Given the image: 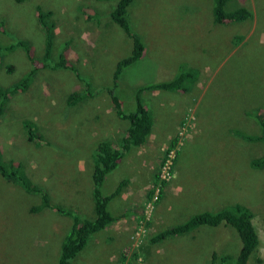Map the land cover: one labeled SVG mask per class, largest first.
<instances>
[{
    "label": "rangeland",
    "instance_id": "374dc122",
    "mask_svg": "<svg viewBox=\"0 0 264 264\" xmlns=\"http://www.w3.org/2000/svg\"><path fill=\"white\" fill-rule=\"evenodd\" d=\"M115 2L0 0V47L21 39L35 54L41 52L43 36L34 17L38 6L51 15L56 51L63 45L74 70L35 64L39 69L25 89L10 87L12 94H4L0 160L20 164L52 208L30 211L40 206V195L0 176V264H56L71 223L56 209L94 219L93 155L101 142L120 141L127 127L115 116L108 91L129 114L138 88L185 69L197 74L188 91L140 93L152 119L148 139L130 149L101 186L107 195L127 180L108 204L113 216L122 217L94 234L71 264H209L212 255L234 259L240 243L223 224L151 241L193 214L232 204L251 211L260 243L246 264H264V167L249 165L264 148L242 137L259 134L254 115L264 116V0H234L227 6H244L250 17L220 25L212 22V0H133L130 35L142 42L143 54L113 85L115 64L131 47L109 20ZM0 56V89L33 68L20 49ZM72 92L84 98L67 106ZM24 121L34 126L31 141ZM173 137L172 151L163 155Z\"/></svg>",
    "mask_w": 264,
    "mask_h": 264
},
{
    "label": "trees",
    "instance_id": "16d2710c",
    "mask_svg": "<svg viewBox=\"0 0 264 264\" xmlns=\"http://www.w3.org/2000/svg\"><path fill=\"white\" fill-rule=\"evenodd\" d=\"M233 1L234 0H212V7L210 11L212 22L214 24L220 25L232 22H242L250 17L249 10L246 7L244 8V6H238L235 8L227 6ZM132 3L133 0H116L108 16L110 22L115 24L116 27L125 33L131 40L129 54L118 60L115 64L114 71L112 73L113 85L121 72L131 64L138 61L143 54L142 42L138 38L130 35L128 9ZM50 16L51 15L44 9L38 6L35 7L34 17L43 36L42 49L40 48L41 52L35 54L29 43L21 39H14V42L0 47V53L20 49L25 61L28 60V62L33 65V68L17 82L3 87L6 89H0V117L3 115L5 109V105L3 103L4 94L6 93V96H10L12 94L10 87L13 90L16 86L19 89H25L29 82L31 73L39 69V67L34 66L35 64H40L41 68H49L52 71H74L68 64L66 49L63 45L60 50L56 51L54 46V23ZM8 68L11 70V66ZM196 78L197 74L195 71L185 69L170 80L138 88L135 93L134 110L129 114H125L121 110V105L118 99L111 94L112 90L108 91L112 106L115 109V116L120 120L125 121L127 123V127L124 130V136L121 137L120 141L115 144L110 142H101L97 146L96 152L93 155V166L90 176V200L92 204V217H94V219L92 221L85 218L80 219L77 216L67 214V211L64 212L56 209L57 212H61L63 215L68 216L71 220L69 230L60 243L56 264H71L72 261L76 260L75 258L80 254V252L86 248L90 238L94 234L102 231L105 227H108L122 217L121 214L119 216H113L108 210V204L125 188L127 180L123 179L119 181L115 188L107 195H103L101 193V186L105 176L117 167L122 157L130 149L140 147L147 140L152 125V119L149 111L140 102V93L143 90L186 92L191 88L193 83L196 82ZM83 98L84 96L72 92L66 98V102L68 105H74ZM254 118L259 128V134L254 136L244 135L242 137L249 142H258L264 148V116L261 117L255 114ZM23 127L27 135V140L31 141L34 136L33 124L29 121H24ZM169 143L170 144L163 155L172 151L174 144L176 143L175 137H173ZM176 155L177 153H175L174 156L176 157ZM175 157L173 161L175 160ZM249 165L255 170L262 169L264 167V152L258 158L251 159L249 161ZM23 174L24 173L20 164L13 166L12 162L9 160L7 162H2L0 160L1 177L19 186L25 193L40 195V206L38 208L32 207L30 211L35 212L40 208H50L51 206L49 205L47 196L36 187L32 186L30 181ZM160 184L162 186L164 182L162 181ZM251 219L252 213L248 208L241 204H232L214 212L204 211L193 214L182 223L166 228L155 234L151 238V241L158 242L167 238L182 235L187 232H192L202 226L216 227L223 224L231 228L237 235L240 243L239 251L234 259L231 258V256H223L221 259H218L215 258V255H212L210 257L209 264H215L216 262H219V264H246L249 257L257 251L260 245L256 229L252 225ZM256 262H260V260L257 259Z\"/></svg>",
    "mask_w": 264,
    "mask_h": 264
},
{
    "label": "crops",
    "instance_id": "0c3cea01",
    "mask_svg": "<svg viewBox=\"0 0 264 264\" xmlns=\"http://www.w3.org/2000/svg\"><path fill=\"white\" fill-rule=\"evenodd\" d=\"M80 101H81V100H80ZM80 101H78V102H80ZM65 102H66V100H65ZM78 102H77V103H78ZM77 103H75V104H77ZM75 104H74V105H75ZM66 105H67V106H74V105H68L67 102H66ZM42 193H43V192H42ZM44 194H45V193H44ZM38 195H39V194H38ZM45 195H46V194H45ZM46 196H47V195H46ZM47 198H48V197H47ZM106 228H107V227H105L103 230H106ZM100 232H101V231H100ZM97 233H98V232H97Z\"/></svg>",
    "mask_w": 264,
    "mask_h": 264
},
{
    "label": "clouds",
    "instance_id": "9594fccd",
    "mask_svg": "<svg viewBox=\"0 0 264 264\" xmlns=\"http://www.w3.org/2000/svg\"><path fill=\"white\" fill-rule=\"evenodd\" d=\"M150 131H151V129H150ZM149 134H150V132H149ZM148 136H149V135H148ZM147 139H148V137H147ZM146 141H147V140H146ZM251 222H252V221H251ZM163 230H164V229H163ZM163 230H162V231H163ZM160 232H161V231H160ZM158 233H159V232H158ZM187 233H188V232H187ZM182 235H183V234H182ZM178 236H180V235H178ZM175 237H176V236H175Z\"/></svg>",
    "mask_w": 264,
    "mask_h": 264
}]
</instances>
